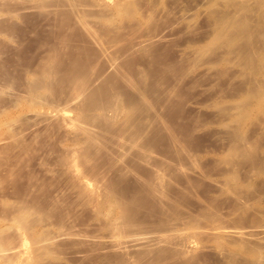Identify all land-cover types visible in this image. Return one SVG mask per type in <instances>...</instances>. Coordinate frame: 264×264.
Wrapping results in <instances>:
<instances>
[{
	"label": "rangeland",
	"instance_id": "1",
	"mask_svg": "<svg viewBox=\"0 0 264 264\" xmlns=\"http://www.w3.org/2000/svg\"><path fill=\"white\" fill-rule=\"evenodd\" d=\"M263 8L0 0V264H264Z\"/></svg>",
	"mask_w": 264,
	"mask_h": 264
},
{
	"label": "bare ground",
	"instance_id": "2",
	"mask_svg": "<svg viewBox=\"0 0 264 264\" xmlns=\"http://www.w3.org/2000/svg\"><path fill=\"white\" fill-rule=\"evenodd\" d=\"M262 5H263V0H262ZM253 6H254V5H253ZM256 6H257V5H256ZM258 7H260V6L258 5ZM262 7H263V6H262ZM249 9H251V8H249ZM249 9H248V11H249ZM256 9H257V7H256ZM256 9H255V10H256ZM263 9H264V8H263ZM263 9H262V10H263ZM260 10H261V9H260ZM251 11H253V10L251 9ZM258 13H260V12H257V14H258ZM260 14H261L262 16L260 15V18H259V19H261L262 17L264 18V16H263L264 13H260ZM248 16H250V14H249ZM250 17H251V16H250ZM258 17H259V14L257 15L256 18H258ZM259 19H258V21H259ZM254 20H255V19H254ZM251 21H252V19H251ZM256 21H257V19H256L254 22L256 23ZM262 21H264V20L261 19L260 22L262 23ZM247 23H248V22H247ZM252 23H253V22H252ZM248 25H250V24H248ZM251 25H253V24H251ZM251 25H250V27H249L250 29L252 28ZM245 26H246V25H245ZM253 26H254V25H253ZM255 27H256V25H255ZM257 27H258V26H257ZM260 27L262 28V26H259V27H258V28H259V32H260ZM245 28H247L246 31H248V27L246 26ZM263 28H264V27H263ZM263 28H262V29H263ZM262 29H261V32H264V29H263V31H262ZM254 30H255V29H254ZM254 30L251 29L250 31H248V32H246V33H249V32L252 31L253 34H252V33H251V34H252V36H254V32H256V31H254ZM257 31H258V30H257ZM246 33H245L244 35H246ZM256 33H257V32H256ZM256 33H255V37L258 36V35H257L258 33H257V34H256ZM259 34L261 35V34H264V33H259ZM260 35H259L260 38H263V37H264V35H263V37H261ZM252 36H251V35H248V36L246 35V40H244V41L246 42V41H247V38L249 37V39H250V37H252ZM244 37H245V36H244ZM255 37H252V38H254V41H255V39L258 38V37H256V38H255ZM258 39H259V38H258ZM251 40H252V39H251ZM251 40H249V41H251ZM245 42H244V43H245ZM253 43L255 44L256 41H255V42L251 41L250 46H251ZM259 43H260V42H259ZM262 43H264V41H263ZM262 43H260V44H262ZM247 44H249V43H247ZM245 45H246V43H245ZM256 45H259V44H256ZM250 46H249V47H250ZM254 46H255V45H253V48H254ZM246 47H248V46H246ZM249 47H248V49H247V48H245V49H247V51H250V50H249ZM255 47L257 48V46H255ZM259 47H260V46H259ZM253 48H252V49H253ZM250 49H251V48H250ZM254 49H255V48H254ZM254 49H253V50H254ZM262 49L264 50L263 47H262ZM259 50L261 51V49H259ZM259 50H258V51H259ZM263 50H262V52H261L262 55H264V53H263L264 51H263ZM254 51H255V50H254ZM256 51H257V50H256ZM253 53H255V52H253ZM258 53H259V52H258ZM255 54H256V53H255ZM246 55H247V54H245V56H246ZM243 56H244V55H243ZM248 56H250V55H248ZM252 56H253V55H252ZM256 56H257V55H254L253 60H255V57H256ZM257 57H259V56H257ZM262 57H263V56H262ZM262 57H261V58H262ZM243 58H244V57H243ZM246 58H247V57H246ZM249 58L252 59L251 56H250ZM249 58H247V60H248ZM261 58L259 59L260 61H261ZM256 60H257V59H256ZM245 61H246V60H245ZM249 61H250V60H249ZM260 61H259V62H260ZM243 62H244V61H243ZM246 62H247V61H246ZM250 62H251V64H252V60H251ZM250 62H248V63L250 64ZM254 62H255V61H253V63H254ZM263 63H264V62H263ZM243 64L245 65V68H246V67H249V65L246 66L247 63H243ZM255 64H257V63L255 62ZM259 66H260V63H259ZM261 66H262V65H261ZM263 66H264V65H263ZM256 67H258V65H257ZM260 68L262 69L263 67H260ZM252 69H253V68H252ZM256 69H257V68H256ZM256 69H254V71H255ZM263 70H264V68L262 69V71H263ZM258 71H259V67H258ZM248 72H250V71H248ZM255 72H256V71H255ZM258 73L260 74V71H259ZM246 74H249V73H246ZM251 74H252V77H253V74H254V73H251ZM261 74H262V73H261ZM261 74H260V76H262V75L264 74V71H263V74H262V75H261ZM255 75H257V74L255 73ZM244 76H245V75H244ZM248 76H249V75H248ZM248 76H247V77H248ZM260 76H259V77H260ZM263 76H264V75H263ZM263 76H262V78H263ZM250 77H251V76H249V78H250ZM245 78H246V77H245ZM262 78H260V79H261V82L264 81V78H263V80H262ZM251 79H252V78H251ZM254 79H255V78L253 77V80H254ZM258 79H259V78H258ZM258 79H257V80H258ZM260 79H259V80H260ZM259 80H258V81H259ZM255 81H256V79L254 80L253 83H255ZM251 83H252V82H251ZM257 83H258V82H257ZM257 83H255V86H256L255 89H257ZM259 83H260V82H259ZM259 83H258V84H259ZM260 84H261V83H260ZM260 84H259V85H260ZM259 85H258V86H259ZM252 86L254 87V84L251 85V87H252ZM260 86H261V85H260ZM260 86H259V87H260ZM262 86H264V85H262ZM259 87H258V88H259ZM260 89H261V88H260ZM250 92H251V91H250ZM253 92H254V91H253ZM253 92H251V93H253ZM258 92H259V93H258ZM258 92H257V93L260 95V97H259L258 94H257V95H258L259 98H261L260 100H264V98H263V96H264L263 93L261 92V93H262V95H261V94H260V91H258ZM249 95H250V94H249ZM251 98H252V97H251ZM255 98H256V97H255ZM259 98H258V100H259ZM259 102H261V101H259ZM257 103H258V101H257ZM261 103H262V102H261ZM263 105H264V103L261 105L262 107H260V108H262L261 111L264 112V109H263L264 107H263ZM258 112H259V110H258ZM263 112H262V113H263ZM262 113H261V114H262ZM262 117H263V119H264V116H262ZM262 258H263V257H262Z\"/></svg>",
	"mask_w": 264,
	"mask_h": 264
}]
</instances>
